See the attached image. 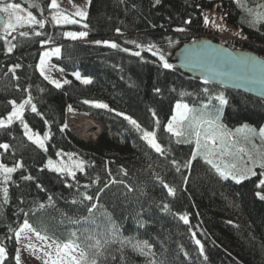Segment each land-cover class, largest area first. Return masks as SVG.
I'll list each match as a JSON object with an SVG mask.
<instances>
[{"label": "trees", "instance_id": "16d2710c", "mask_svg": "<svg viewBox=\"0 0 264 264\" xmlns=\"http://www.w3.org/2000/svg\"><path fill=\"white\" fill-rule=\"evenodd\" d=\"M33 1L36 3L34 14L45 20L43 29L38 25L33 27L44 33L43 36L23 38L19 31L31 33V29L28 26L18 29L11 42L17 46L8 53L3 26H0V116L11 111L8 101L21 102L27 96L23 89L31 86L33 103L43 119L27 107L25 122L41 136L47 133L49 139L45 151L27 140L19 121H14L7 130L0 129V143L10 145L7 151L0 149L1 162L8 166L23 162V167L12 174L7 185L0 184V188L9 189L7 201L0 191V245L6 248L3 264H16L19 243L15 230L23 223L24 213H28L27 219L36 231L60 245L73 242L85 247L86 243H92L85 240L89 234L107 238L109 220L119 225L121 237L129 238L131 243L121 245L117 240L106 245L97 264H151L153 259L155 264H264V201L255 195L256 191H264L256 187L260 176H249L239 184L231 178L222 179L206 163L203 154L197 155L190 167H184L194 152H204L203 147L196 149L194 136L177 138L165 130L175 104L185 102L199 106L200 101L207 100L205 87L210 94L223 93L228 99L223 120L230 126L244 123L262 126L264 100L216 83L205 84L204 79L174 65L172 70L163 69L154 63L156 58L147 50L141 55L148 62H142L129 53L94 43L96 40L115 41L132 51L139 49L125 44V40L144 45L155 43L168 54L171 63L178 47L214 32L212 25L219 34L226 28L233 31L231 38L216 40L231 48L253 50L264 57V26L257 31L246 23L241 24L243 12L233 0H161L158 5L155 0H91L87 18L61 25H55L51 19L57 10L49 8L50 0ZM248 5L255 6L253 0H248ZM212 10L216 11L220 23H214L210 14L207 17L210 23L206 25L203 13ZM188 19L192 21L190 25L184 23ZM84 24L88 27H83ZM181 27L186 31H175ZM117 28L122 34L116 32ZM68 31H87L88 36L71 40L63 35ZM237 32L247 39L236 36ZM49 37L62 48L61 56L54 57V62L69 72L79 71L91 77L92 84L83 85L71 79V84L56 89L44 80L37 68L39 42ZM17 63L21 67L15 69L18 77L15 79L9 69ZM156 87L161 93L154 92ZM84 100L104 102L115 111L84 104ZM69 105L72 112L90 116L102 124L103 131L97 140H81L68 126L60 131L66 124ZM149 109L155 110L158 127ZM121 112L136 119L143 129L155 130L166 154L162 156L151 149L142 139V132L117 114ZM177 139L181 142L177 143ZM231 151L236 161L243 154L236 153L233 147ZM58 152L72 153L85 161V171H78L73 179L49 170L47 160H56ZM210 158L219 159V155ZM173 159L182 166L179 172L171 163ZM222 159L233 162L228 157ZM29 175L32 180L22 179ZM97 177L99 182L93 183ZM112 179L117 183L110 184L98 201L80 203L83 194L95 196L97 190ZM161 181L175 189V196L168 195ZM38 183L44 190L37 188ZM125 185L134 190L129 192ZM74 200L77 203H72ZM41 203L45 205L43 209L39 208ZM91 203L97 204L91 214L94 224L82 219L90 215L87 208ZM164 204L169 205L167 210ZM179 215H187L189 223L181 221ZM138 219L143 221V226L138 224ZM73 232L77 237L71 235ZM197 239L204 245L207 260L199 253ZM145 240L152 246L149 256L134 247Z\"/></svg>", "mask_w": 264, "mask_h": 264}, {"label": "snow or ice", "instance_id": "6c2138e0", "mask_svg": "<svg viewBox=\"0 0 264 264\" xmlns=\"http://www.w3.org/2000/svg\"><path fill=\"white\" fill-rule=\"evenodd\" d=\"M123 2V0H122ZM161 0H155V4H160ZM255 7H249L248 0H233V3L237 6L238 9H240L242 12H244L250 19L247 21L244 19V17H241L240 23L241 24H247L250 28H255L257 31L260 30L261 26H264V0H253ZM91 0H88V4L90 5ZM59 4L57 0H50L49 8L57 10L54 12L51 16L52 21L55 23V25H61V24H75L79 23L80 21L71 18L69 15L64 14L63 12L59 11ZM23 10L21 9V5L17 3H11V2H5V0H0V14H4L6 17V20L3 23V30L7 34H11V32H15L18 29H23L25 26H28L31 29V33L29 31H19V36L23 38H29L30 36H36L41 37L44 35L41 31L36 30L33 26L38 25L40 29H43L45 27V20L44 19H37L31 11L26 12V14H22ZM75 16H78L80 18H87L88 12L83 9H78L75 12ZM223 19V17H221ZM184 23L186 25H190L192 23L191 19L185 20ZM204 23L207 25L210 23L209 19L207 17L204 18ZM83 27L87 28L88 25L84 24ZM177 32H185L186 28H177L175 29ZM116 32L118 34L121 33V29L117 28ZM65 38H70L71 40H78L81 38H85L88 36L87 31H68L63 33ZM236 36L247 39L246 36H241L240 32L235 33ZM15 39V37H13ZM6 39V38H5ZM41 47H44L45 45H48L52 43L51 37L48 39H42L40 40ZM96 45H104L106 47H109L111 49H117L119 51L129 53L132 56L139 57L142 62H148L144 60V57H142L141 53L142 51L147 50L151 53L153 57L156 58L154 63H158L160 67L166 70H172L174 68L173 64L169 62L167 58V53L159 47L155 43H149L147 45L138 43L135 40H125V44H133L135 47L139 50L132 51L131 49L127 47H121L120 44L116 43L115 41L110 40H96L94 41ZM17 45L10 44V46L7 49L8 53H12L13 49L16 48ZM62 53V48L60 46L53 47L48 50H44L39 57V62L37 64V68L39 70L40 75L44 78V80L48 81L50 84H53L56 89H61L64 85H69L72 83V81L68 79H63L62 81L59 79H51L49 75L46 74V64L51 57H60ZM251 62V61H250ZM254 63V62H253ZM20 64L12 65L9 71L12 73L13 78L18 79V77L15 76V69L20 68ZM62 71V69H61ZM76 81H79L83 85H89L93 83V80L91 77L82 76L79 71H75L72 73ZM251 83H254L255 81H250ZM204 83L208 84L209 80L207 78L204 79ZM17 90H20V86L17 84ZM31 86L25 87L23 91L27 93L26 98L22 99L21 102L17 103L16 100H10L8 103L11 105V111L7 112L6 116H0V129L7 130L9 129L14 121H19V123L23 127V134L27 138L28 141L32 142L36 146H38L40 149L47 150L45 141L49 139V135L45 133L43 137L40 136L38 132L33 131L28 123L25 122L24 119V113L25 108L28 106L30 108V111L32 113H35L37 116H40L43 119V114L38 111L37 105L33 103V97L29 91ZM43 91V89H41ZM155 93H161V89L159 87L154 88ZM203 92L207 95L206 101H200L199 106L195 105H189L188 103L183 102H177L174 106V114L171 116L169 122L165 125V130L172 134L173 136L180 138L185 135H193L195 137V143H196V149L199 150L201 147H203L204 152L201 153L199 151H196L192 154V157L190 160L187 161L184 167H190L192 160L196 159L197 155L203 154L204 159L207 164L211 165L212 168L215 170V172L218 174V176L222 179H229L235 181L237 184L243 182L244 180L249 178V174L256 175V172L253 171L252 167L245 166L244 168L238 167L236 163H225L223 162V157L225 155H234V153L231 151V147L236 148V153H245L246 150L244 147H238L237 141L235 140V135L239 133L245 134V139H247L251 135H255L257 133V130L255 128H252L249 126V124L244 123L241 127H238L235 129V132H232L228 129L227 125L223 123L224 119V108L228 105L229 101L225 97L223 93H219L216 95L210 94L209 88L205 87L203 89ZM183 95V94H182ZM215 101V103H214ZM84 104H90L96 108L99 109H109V105L100 102V101H93V100H84ZM71 105L68 106V111H72ZM110 111H115L114 109H109ZM151 112L155 123L157 127L159 126V119L156 115V112L154 109H149ZM120 116H123L124 119H126L132 126H134L138 131L142 132V139L147 143V145L150 146L151 149H153L156 153L160 155H165L166 150L161 145V143L158 142L156 137V131L152 130H145L142 128L140 123L134 119L131 116L126 115L125 113H117ZM48 121L45 119V124H47ZM185 125L187 127L188 132L185 131ZM67 128V124H64L60 127V131L63 132ZM259 136L261 138H264V127H261L258 132ZM201 137H203V145L201 141ZM177 143H180L181 140L177 139ZM184 142H190L185 140ZM231 146V147H230ZM10 148V145L7 143H0V149H4L7 151ZM216 154L219 155V159H213L210 157L215 156ZM249 161L252 162V164L258 165L260 168H264V158H261L260 160H253L250 153L247 154ZM57 156L61 157L59 162H54L52 159L47 160L46 167L61 175H67L69 177H72L75 179L77 171L84 172L85 171V161L74 159V154L68 153L67 154V160L63 159V156L60 152L57 153ZM172 165L175 167L176 171L179 172L181 169V165L178 161L173 159L171 161ZM23 167L22 161H16L13 166H8L4 164L3 162H0V177H2V180H0V184L7 185L9 181L12 180V174L17 171V169ZM109 176H111V172L109 171ZM124 175H127V172L124 171ZM22 179L25 180H32L33 177L24 176ZM188 177L185 176L184 180L185 183H187ZM99 182V177L96 178V180L93 181V183ZM117 183L115 179H112L106 183H104V186L102 188H99L97 192L95 193V196L93 195H87L83 194V198L80 201V203H83L85 200L92 202L94 199L96 201L99 200V197L101 193L105 191L109 187L110 184ZM119 183H123V181H119ZM163 187L167 190V193L169 196H175V189L173 187H170L167 183H164L161 181ZM68 187H71V185H66ZM85 187H88L85 185ZM127 190L129 192L133 191L134 189L130 185H125ZM258 189L264 190V179H260L259 183L256 185ZM37 188L44 190L43 186L39 183L37 184ZM0 191L3 193V197L5 201H7L9 189L7 186H4L0 188ZM256 197L264 201V191H256L255 193ZM49 201L52 200V197H48ZM72 203H77V201H72ZM45 205L43 203L39 204V208L43 209ZM97 207L96 203H91V206L87 208L89 216L83 217L82 219L84 222L95 223L94 220H91V214L93 212V209ZM163 208L167 210L169 208L168 204H164ZM139 218V213L137 214ZM25 219L23 220V223L19 226L18 230H15V237L17 243L20 242L21 235L26 232H35L36 236L44 241H47L49 238L47 236H42L40 232L36 231L32 225L30 224L29 220L27 219L28 213H24ZM179 219L183 221L185 224L189 223V219L187 215H179ZM79 222V221H76ZM231 223V222H230ZM109 224L111 227L107 231V238L101 239L100 237L89 234L85 237L86 241H92V243H86L85 247H81L79 243H73V242H65L62 245V249L65 250V256L67 257V264H97V258L103 255L102 249L117 240L120 241L121 245H123L125 242L131 243V240L126 237H121L120 232L121 228L119 225H116L111 220H109ZM138 224L140 226H143V221H140L138 219ZM73 237H77V233L73 232L71 233ZM103 235V234H102ZM195 235V234H193ZM25 239L28 237L25 236ZM52 244H56L57 253L59 254L61 251V245L55 240H52ZM196 244L199 248L200 255L204 258V260H207L208 257L204 253V245L201 243L200 240H196ZM52 245L49 244L48 247L50 248ZM142 255L149 256L151 254V245L147 240L137 242L136 245H134ZM147 249V251H145ZM74 253H78L74 254ZM46 256L50 255L49 252L44 253ZM91 255V259H89V256ZM187 255V254H186ZM6 257V248L3 246H0V264H3V261ZM16 264H20V251L17 249L16 254ZM115 259V257H113ZM47 264V261L45 262ZM51 264H58L57 260H53ZM59 264H64L63 260L59 261ZM151 264H155V260L153 259Z\"/></svg>", "mask_w": 264, "mask_h": 264}, {"label": "rangeland", "instance_id": "374dc122", "mask_svg": "<svg viewBox=\"0 0 264 264\" xmlns=\"http://www.w3.org/2000/svg\"><path fill=\"white\" fill-rule=\"evenodd\" d=\"M22 3H19L21 5V9L23 10L22 14H26V12L31 11L33 13V15L39 19L33 11L34 6L36 5V3L33 0H22ZM5 2H15L14 0H5ZM58 4H59V11L63 12L66 15H69L71 18L76 19L80 22H82V20L84 18H80L78 16H75V12L78 9H83L86 10L88 12L89 9V4H88V0H57ZM18 4V3H17ZM249 7H255V6H249ZM212 16V18L214 19L215 23H220V20L218 18V16L216 15V11L212 10V12H208V15ZM242 16L244 17V19L247 21L248 19H250L244 12L242 14ZM210 17V16H209ZM35 26V25H34ZM225 31V29H223ZM228 30V29H227ZM2 33L4 38H6L7 43H8V47L10 46V44H12V37L14 36L15 32H11V34H7L4 32V30L2 29ZM214 35L218 36V33H214ZM56 44L50 43L48 45H45L44 47H41L40 45V54L44 51V50H48L51 49L53 47H56ZM54 57L49 58L47 64H46V74L50 76L51 79H59V80H63V79H75L74 76L72 75L73 72H69L67 70H65L64 68H62L59 64H57L56 62H54ZM62 69V71H61ZM82 75V74H81ZM83 76V75H82ZM185 103V102H183ZM28 106H26L25 110L27 109ZM72 114V113H70ZM69 114V115H70ZM67 118V123L70 126V129H72V134L74 133V135L79 139H83V140H96L97 136L100 134V130L97 129L98 131V135L96 136L93 132H91V134L87 137H80L79 135L76 134L74 128V125H77L79 123V118L82 117V115H77L79 117H76L75 115H72L71 117ZM96 123L99 122L96 121V119H93ZM223 123L227 125L228 129L231 130L232 132H235V129L238 127H241L242 124L240 125H236V126H230L228 125L224 120ZM248 124V123H247ZM101 125V124H100ZM250 127L255 128L257 130V133L255 135H251L249 136L247 139H245V134L244 133H239L235 135V140L237 141V146L238 147H244L246 152L243 153L242 155L238 156V160H235L234 155H225L224 157H228L229 160H233V162H236V164L238 165V167L240 168H244L245 166L247 167H252L253 171L256 172V175L260 176V179H263L264 176V168H260L258 165H253L251 161H249V158H247L248 156H246V153L248 154V152L252 150L251 154L253 155L254 158H257V160H260L262 158V156H264V138H261L258 134L259 129L261 127H264V124L260 127H255L251 124H249ZM100 131V132H99ZM185 131L188 132L190 130L187 129L186 125H185ZM41 136V135H40ZM193 136V135H190ZM43 137V136H41ZM201 141H202V145H203V137H201ZM47 140L45 141V145H46ZM234 149H236L235 147H233ZM63 156V159L67 160V154L65 153H61ZM243 159H242V158ZM252 157L253 160H256ZM74 159H78L76 157H73ZM61 159V157L58 156V158L56 160H53L54 162H59V160ZM80 160V159H78ZM241 161V162H240ZM0 162H1V157H0ZM233 162H225V163H233ZM78 172V171H77ZM249 176H252L251 174H249ZM2 179V177H0ZM27 236L28 238L25 239L24 237ZM51 244L52 246L49 248L48 245ZM1 246V245H0ZM19 251H20V264H45V262L47 261V264H51V262L53 260H57L58 264L60 260L64 261V264H67V257L65 256V250L62 249V245H61V251L58 254L57 253V248H56V244H52V240L48 239L47 241L41 240L39 239L35 232H26L23 233L21 235V239L19 242V247H18ZM45 252H49L50 255L46 256L44 253ZM77 254L78 253H74Z\"/></svg>", "mask_w": 264, "mask_h": 264}, {"label": "water", "instance_id": "95a60500", "mask_svg": "<svg viewBox=\"0 0 264 264\" xmlns=\"http://www.w3.org/2000/svg\"><path fill=\"white\" fill-rule=\"evenodd\" d=\"M5 20L0 14V26ZM171 63L193 76L264 100V57L253 50L231 48L203 37L178 47Z\"/></svg>", "mask_w": 264, "mask_h": 264}, {"label": "bare ground", "instance_id": "6f19581e", "mask_svg": "<svg viewBox=\"0 0 264 264\" xmlns=\"http://www.w3.org/2000/svg\"><path fill=\"white\" fill-rule=\"evenodd\" d=\"M100 124L89 118H79V123L74 125V130L80 137H87L93 132L95 135L98 134L97 129L100 130Z\"/></svg>", "mask_w": 264, "mask_h": 264}, {"label": "built area", "instance_id": "2783aa9c", "mask_svg": "<svg viewBox=\"0 0 264 264\" xmlns=\"http://www.w3.org/2000/svg\"><path fill=\"white\" fill-rule=\"evenodd\" d=\"M204 15H206V13H204ZM98 134H96V136H97Z\"/></svg>", "mask_w": 264, "mask_h": 264}]
</instances>
